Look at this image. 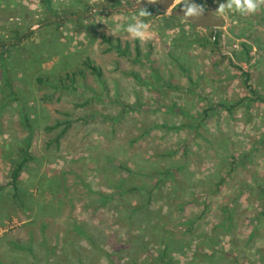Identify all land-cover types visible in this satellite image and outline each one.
<instances>
[{
  "label": "rangeland",
  "instance_id": "obj_1",
  "mask_svg": "<svg viewBox=\"0 0 264 264\" xmlns=\"http://www.w3.org/2000/svg\"><path fill=\"white\" fill-rule=\"evenodd\" d=\"M50 1L51 8L42 0H0V39L10 38V31L16 27L20 31L37 27L19 49H10L13 57L8 62L19 69L15 78H37L39 75L68 78V72L77 73L75 83L80 87L79 91L54 92L45 88L33 93L36 103L45 108L50 125L56 120H75L61 139L60 148L52 149L57 153L55 162L62 171L71 169L74 174L67 176L63 216H39L38 222L32 225L19 215L12 223L0 227V260L6 264L32 262H27L29 256H25L26 253L17 256L9 247V240H19L29 246L32 243L35 251L41 244L44 248L54 249V258L64 257L67 254L64 243L69 227L67 222L74 220L105 229L109 246L122 240L127 232L114 223V203L104 208L93 205L88 211L84 209L86 190L105 189L99 186L98 174L97 177L85 176L93 174L96 168L85 164L102 158L103 163L120 161L133 171H141L146 177H139L138 182L146 187H154L159 180V175L153 179L148 175L168 167H180L181 171L174 178L176 185L170 178L163 179L151 206L155 213L153 218H161L159 213L162 212L165 237L172 233L178 240L186 239L187 242L192 237L185 235L189 234L186 233L189 226L183 224L201 219L195 229L199 239L195 238L193 247L204 242L205 252L208 253L210 247L213 248L210 254H215L216 258L226 257L224 264H258L259 257L264 254V195L260 192L264 189V103L246 101L232 115L220 108L203 122L198 134L189 128L171 130L164 126L176 124L180 127L187 122L177 109L166 110L175 105L197 115L204 109H212L211 102L234 103L251 98L244 72H248L254 88L262 92L264 98V10L250 16L225 15V24L218 30L222 33V47L217 49L209 42L211 29H198L179 18L171 22L173 16L170 13H161L156 8H149L152 16L144 18L151 24L153 38L141 42L131 39L123 31L113 33L117 23L126 25L138 15L139 11L132 13L121 9L128 0ZM192 2L215 12L218 4L225 0ZM4 14L8 15L7 22L2 20ZM75 19L86 21V28L78 22L73 23ZM53 23L58 26L45 28ZM104 35L114 42L119 39L129 56L104 43ZM137 46L142 52L140 59ZM87 59L102 68L106 86L85 68L83 63ZM5 60L0 59V78H3ZM135 74L145 80L163 78V85L171 86L154 90V86H143ZM83 81L87 90L93 89L107 99L80 106L90 97L89 91H81ZM43 94L52 95L51 99L41 101ZM137 100L149 107L126 116L120 125L113 127L111 121H104L99 116L91 124L76 121L94 112L114 116L122 110L121 103L135 104ZM11 111L2 117L3 129L13 133L18 131L23 136L19 118ZM155 124L163 127L153 128ZM54 135L39 132L37 146L44 149ZM245 155L249 156L230 172V157ZM114 176L120 180L126 174ZM7 182L6 165L2 162L0 186ZM142 196H128L125 201L135 204L144 200ZM181 207H184L183 211L179 210ZM231 207L234 208L233 221L227 231L221 225L226 224L227 210ZM44 225L45 230L42 229ZM45 239L47 243L43 244ZM176 257V261L181 260L179 255ZM182 260L184 263L181 264H193L190 257ZM89 264L109 262L104 256L96 255Z\"/></svg>",
  "mask_w": 264,
  "mask_h": 264
},
{
  "label": "trees",
  "instance_id": "obj_2",
  "mask_svg": "<svg viewBox=\"0 0 264 264\" xmlns=\"http://www.w3.org/2000/svg\"><path fill=\"white\" fill-rule=\"evenodd\" d=\"M42 1L45 5L50 7V0ZM7 18V14L2 16L3 21L7 22ZM175 19L178 18L172 17L170 21L172 22ZM76 22H78L81 27L86 28L84 26L86 21L80 22L75 19L73 23ZM55 25L56 27L58 26L56 23H53L46 25L45 28H50ZM40 27L38 26V28ZM35 29H37V27L31 31L27 29L25 31H20L19 28L16 27L10 31V38L4 40L0 39V59H6L3 78H0V163L3 162L6 165L8 179L6 184L0 186V227H5L6 223H12L19 215L22 216L21 219H23V221H29L32 225L38 222L39 216L42 218H59L63 216L66 210L67 176L74 174L71 169L62 171L63 169L55 162L57 153L56 151H52V149L53 147L57 148V150L60 148L61 139L64 134L72 128L75 120H56L54 124L50 125L49 121H47L45 108H42L36 103L33 98V93L37 92V90L43 91L45 88L51 89L54 92H65L71 89L79 91L80 87L75 83L78 81L77 73L75 71L68 72L66 74L68 78H44L42 75H39L37 78H15L19 69H15L17 66L14 67V64L8 62L10 57H13L10 49H19L22 43L34 34ZM210 33L211 38L209 42L217 49L221 48L222 33L214 31L213 29L210 30ZM102 41L109 44L111 47L117 48L123 55L129 56L127 49L123 50L119 39L115 40V42H117L115 43L112 38L104 35L102 36ZM244 49L248 50L247 45H244ZM136 51L137 57L139 59L142 58V52L139 46L136 47ZM83 64L85 68L96 77L98 82L106 86L102 68L97 66L91 59H87ZM243 74L246 76L245 85L250 91L251 98H244L234 103L225 100L211 102L213 104L212 109L209 107L197 115L187 112L183 107L179 108L175 105L171 109L167 108L166 110L170 111L172 109H177L176 112L182 114L187 122L180 127L176 124L174 126L164 127L171 130L189 128L194 131L195 134H198L203 122L205 123L208 121L215 111L219 112L220 108L232 115L234 111L238 107H242L246 101H250L251 103L260 101L264 103L262 92L254 88L248 72H244ZM134 76L143 86H154V90L158 89L160 91L165 85L171 86L170 84L163 85V78L145 80L136 74ZM82 83L83 89L81 88V91H89L90 97L80 106L85 107L92 104L93 101L107 99V96H99L93 89L87 90L88 88H85V81ZM51 96L50 94H43L41 101H48L51 99ZM121 106L122 110L114 116L94 112L90 113L85 118H77L76 121L82 122L83 124H91L95 121L97 116H99V118L101 117L104 121H111L114 127L117 124L120 125V123L126 119V116L131 113L140 112L144 108L146 109L149 107L145 103L143 104L141 100H137L135 104L121 103ZM11 109L13 110L11 112L15 113L19 118L23 136H21L18 131H14L13 133L3 129L2 117ZM65 116L71 117L69 114H65ZM200 116L201 119H197ZM197 120H199L198 124H196ZM162 127L163 125L155 124L153 128ZM41 131L55 134L52 139L46 142V147L44 149H40L36 142L37 135ZM145 135H147V132L144 136ZM248 156L249 155H245L242 158L231 156L230 165L232 168L230 172L235 171L236 166L240 165L243 158H247ZM42 165H44L45 168L42 169ZM90 165L96 168L92 171L93 174L88 173L85 176L97 177L98 174L99 186L101 188L105 187V189L93 190L90 188L86 190L83 196L86 201L84 209L88 211L93 205L98 208H104L114 203L115 205L113 208L116 214L114 223L122 226L127 232L124 238L117 241L118 243L109 246L108 237L104 235L106 234L104 232L105 229L94 227V225L85 221L77 222V220H74L75 222L73 223L67 222L69 227L66 231V239L64 241L67 247V254H64V257L59 255L60 257L55 256L56 258H54V249L44 248L41 244L38 250L35 251V247L32 248V243L29 246L24 245L22 241L19 240L7 241L9 247L17 256H19V253H26L25 256H29L27 262L30 260L32 261L30 264H89L96 255L99 256V258H103L104 256L109 264H181L184 263L182 259L187 260L188 257H190L193 264H201V262L204 261H206L207 264H224L225 260H223V258L226 257L221 256L216 258L215 254H210V249L213 250V248L210 247L207 249L208 253L205 252L206 245L204 242L193 247L196 243L195 238L196 240L199 239L195 229L200 225L201 219L188 220L183 224L189 226L186 231V233L189 234L185 235H190L192 237L186 242V239L178 240L172 233L165 237L166 231L164 229L165 224L161 214L162 212L159 213L161 218H153V214L155 213L151 210V206L157 197L155 195L156 190L160 188L163 179L167 180L170 178L171 182L176 185L174 178L176 173L178 174L181 171L180 167H168L165 170L148 175L150 179H153V176L159 175V180L155 183L154 187H146L145 185L142 186L143 183L140 184L138 182L139 177H146V175L141 174V171H133L124 162L115 161V164L103 163L102 158H100V161H91L85 164L86 167H90ZM117 173H120V175L124 173L126 176L119 180L114 176V174L116 175ZM111 178V183L105 184V182H108ZM181 187L182 185L179 188ZM260 192L264 195V189L261 188ZM143 194L144 196H142ZM128 196H142L144 200L141 202L136 201V203L133 204V202L125 201ZM178 206H181V204L179 203ZM179 210L183 211L184 207L179 208ZM233 210V207L228 208V215L225 218V223H230L228 225H221V227H225L227 231L232 227L233 216L231 213ZM262 215H264V213ZM133 227L136 229L132 231L131 229ZM42 229L45 230L46 225H44ZM162 231L165 233H162ZM159 234L163 236H159ZM253 237L254 235L252 238ZM72 239H74V241ZM33 243L35 246L34 241ZM46 243L47 240L45 239L43 244ZM177 255L180 256L181 260H175ZM204 255L205 259L203 258ZM60 259L61 261L57 262ZM0 264L6 263L0 260ZM258 264H264V254H261L259 257Z\"/></svg>",
  "mask_w": 264,
  "mask_h": 264
},
{
  "label": "clouds",
  "instance_id": "obj_3",
  "mask_svg": "<svg viewBox=\"0 0 264 264\" xmlns=\"http://www.w3.org/2000/svg\"><path fill=\"white\" fill-rule=\"evenodd\" d=\"M139 4L141 0H136ZM148 4L155 5L158 0H147ZM173 3L182 5L181 11L183 12V18L188 20L190 17L199 18L203 15L205 8L203 5H198L192 0H173ZM264 10V0H225L223 3H219L214 13L218 14V17H224L229 13H238L241 16L255 15L259 11ZM151 12L146 7L139 8L137 16L132 17L131 22L126 25L117 23L113 29V33L126 32L128 36L133 40H139L141 42H147L153 38V31L150 22H147V17H151Z\"/></svg>",
  "mask_w": 264,
  "mask_h": 264
},
{
  "label": "water",
  "instance_id": "obj_4",
  "mask_svg": "<svg viewBox=\"0 0 264 264\" xmlns=\"http://www.w3.org/2000/svg\"><path fill=\"white\" fill-rule=\"evenodd\" d=\"M146 7L156 8L161 13H170L171 16L184 20L198 29H213L218 31L225 24L224 17H218L213 11L206 9L202 16L199 18L190 17L188 20L182 19L183 12L181 11L182 5L173 3V0H158L155 5L148 4L147 0H141V3H137L136 0H128L126 5H123L121 9L128 12H138L139 8Z\"/></svg>",
  "mask_w": 264,
  "mask_h": 264
}]
</instances>
